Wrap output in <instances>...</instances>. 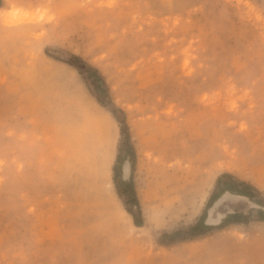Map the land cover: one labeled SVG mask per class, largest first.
I'll return each instance as SVG.
<instances>
[{"label":"rangeland","instance_id":"1","mask_svg":"<svg viewBox=\"0 0 264 264\" xmlns=\"http://www.w3.org/2000/svg\"><path fill=\"white\" fill-rule=\"evenodd\" d=\"M0 264H264V0H0Z\"/></svg>","mask_w":264,"mask_h":264},{"label":"trees","instance_id":"2","mask_svg":"<svg viewBox=\"0 0 264 264\" xmlns=\"http://www.w3.org/2000/svg\"><path fill=\"white\" fill-rule=\"evenodd\" d=\"M225 176H227V175H225ZM225 176H223V177H225ZM251 188H252V186L247 185L246 183H241V184H240V191H241L242 193H244L245 195H247L248 197L253 198V197H254V193L248 191V189L251 190Z\"/></svg>","mask_w":264,"mask_h":264},{"label":"bare ground","instance_id":"3","mask_svg":"<svg viewBox=\"0 0 264 264\" xmlns=\"http://www.w3.org/2000/svg\"><path fill=\"white\" fill-rule=\"evenodd\" d=\"M25 19V18H24ZM10 20V19H9ZM13 21V20H12ZM125 172H128V169H127V167L125 168Z\"/></svg>","mask_w":264,"mask_h":264}]
</instances>
